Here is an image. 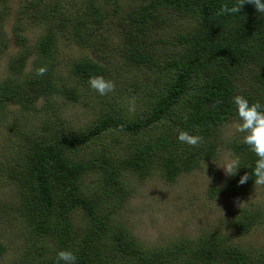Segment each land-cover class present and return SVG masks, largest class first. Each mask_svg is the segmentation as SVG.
<instances>
[{"label": "trees", "instance_id": "1", "mask_svg": "<svg viewBox=\"0 0 264 264\" xmlns=\"http://www.w3.org/2000/svg\"><path fill=\"white\" fill-rule=\"evenodd\" d=\"M58 1L21 0L12 25L18 50L0 81V116L16 107L6 120L8 152L0 161V186L12 192L0 201V219L14 220L18 239L10 258L0 242V264H63L57 261L61 250L72 251L76 264H264V248L231 245L213 231L144 244L122 216L131 180L158 173L173 183L214 161L222 146L240 158L227 190L255 187L257 157L243 140L222 143L219 133L239 121L234 96L264 104V14L245 4L237 14L218 15L236 0H146L127 13L112 4L108 17L97 2L85 0L83 12L67 18L57 13ZM162 12L191 19V30L174 35L177 51L167 60L148 50L160 40L145 38L146 25L163 19ZM10 14V0H0V49L7 46L4 24ZM113 22L118 30L110 38V54L94 46V59L73 60L61 70V37L87 49ZM27 24L43 27L33 46L23 33ZM41 66L48 71L37 76ZM93 75L113 80L115 92L98 95L88 84ZM156 83L159 89H152ZM124 93L140 103L135 112L128 111ZM71 103H91L98 112L74 124L60 109ZM38 114L44 119L31 121ZM181 130L203 142H179ZM245 173L250 179L240 185ZM258 224H264V202L239 209L228 222L238 235Z\"/></svg>", "mask_w": 264, "mask_h": 264}, {"label": "rangeland", "instance_id": "2", "mask_svg": "<svg viewBox=\"0 0 264 264\" xmlns=\"http://www.w3.org/2000/svg\"><path fill=\"white\" fill-rule=\"evenodd\" d=\"M20 1L10 0L11 14L4 24V30L7 34V46L0 49V81L5 78L8 59L18 50L12 39V25ZM84 1L59 0L57 13L67 18L78 16L83 12L82 6H85L86 3ZM94 1L97 2L98 7H102L105 16L111 17L113 14L112 7L115 3L127 13L137 10L138 6L146 0ZM161 16L163 19L154 20L146 25L145 29L148 32L145 38L149 43L159 39L160 42L151 44L148 50L167 60L170 58L171 53L177 51V48L173 45L174 35L191 30L189 29L191 19L188 16L170 12H162ZM117 30L116 22L109 23L106 30H104L103 39L100 41L94 40L95 45L90 42L87 49L74 44L70 38L61 37L58 45V61L61 70L64 72L73 60L94 59V54L91 52V48L94 46L100 52L106 53V49L109 53L113 46L109 43L110 38ZM23 33L29 44L33 46L43 33V27L27 24ZM132 74H136L137 77L141 78L139 71H134ZM159 85L158 83L154 84L152 89H159ZM123 95L125 99H122H124V104L128 108V102L131 98H127L129 96L127 93ZM139 104L136 100V106ZM60 109L64 111L63 116L66 119L78 125L91 120L98 112V108L93 107L91 103L89 106L85 103H71L64 107L61 105ZM9 110L7 114L0 116V161L8 152L10 131L6 120H10L11 116L16 113V107H10ZM44 117L38 114L35 118H31V121L37 123L41 119L43 120ZM237 123L239 121L223 126L219 133L222 143L235 139L237 141L243 140L245 134L236 131L235 126ZM111 139L109 137V139L104 140L108 142ZM229 153V150L222 146L214 161L204 162L200 168L180 175L173 183L165 182L158 173L153 174L145 181L131 180L132 191L122 210V216L134 236L144 244H156L161 243L163 239L171 241L173 238L178 237L194 238L201 232L213 231L225 237L231 245L264 248V224H258L247 235L233 233L228 225L232 215L239 209L246 208L251 204L260 205L264 202V187L255 186L247 189L244 193L239 192L236 194H232L227 190L226 186L230 176L225 175L222 167ZM11 192L10 188L0 186V201H8ZM13 221L11 222V219H0V242L5 246L4 255L7 258L15 254L14 240L18 239L16 233L12 231Z\"/></svg>", "mask_w": 264, "mask_h": 264}, {"label": "clouds", "instance_id": "3", "mask_svg": "<svg viewBox=\"0 0 264 264\" xmlns=\"http://www.w3.org/2000/svg\"><path fill=\"white\" fill-rule=\"evenodd\" d=\"M245 4L253 5L257 12L264 14V0H236L231 8L223 6L218 12V15L237 14ZM47 71V66H41L36 69V75L44 76ZM88 84L100 96H107L116 90L115 82L103 76H91ZM233 103L236 106V112L239 118V123L235 126L236 131L245 134L243 143L257 157L255 165L252 168L251 178L254 179L255 186L264 187V104H261L259 101L250 104L249 100L242 95L234 96ZM128 111H136L135 97L129 100ZM121 130H123V126H121ZM178 140L191 147H197L203 142V137L200 135H192L186 130H181L178 134ZM222 168L226 176H235L238 169L241 168L240 158L229 153ZM249 179V174L245 173L240 177L239 184L243 185ZM57 261H62L63 264H76L77 256L70 250H61L57 253Z\"/></svg>", "mask_w": 264, "mask_h": 264}]
</instances>
